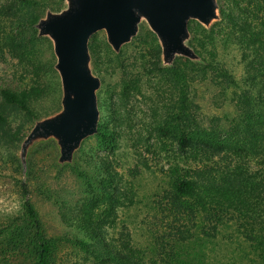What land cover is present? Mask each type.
<instances>
[{"label": "trees", "instance_id": "1", "mask_svg": "<svg viewBox=\"0 0 264 264\" xmlns=\"http://www.w3.org/2000/svg\"><path fill=\"white\" fill-rule=\"evenodd\" d=\"M216 4L218 20L208 27L193 20L187 23L188 42L198 60L180 55L164 65L152 30L135 38L146 46L140 55L141 71L128 69L138 63L127 67L121 50L116 54L121 71L118 92L105 105L115 125H97L101 148L113 150L120 137L116 129L132 127L128 108L135 96L144 95L143 75L150 84L145 89L152 87L157 95L170 96V103L151 105L147 134L139 131L129 137L145 144L147 151L159 143L165 146V141L177 149L178 160L169 168L168 186L156 205L161 227L167 226L150 230L152 242L147 247L136 245L129 229L118 228L119 210L136 203L135 185L127 184L108 156L99 153L83 160L79 154L69 168L80 182L82 195L73 203L58 202L59 219L69 233L47 232L34 203L25 198L27 184L21 183L23 214L0 225V264H64L62 251L67 244L83 253L82 263L75 260V264H203L201 248L197 251L195 244L204 246L200 240L213 238L222 227H234L256 256L255 262L264 264V0H217ZM66 7L67 0H0V61L7 54L22 63L36 56L40 42H51L48 36L38 35L39 23L48 13H61ZM221 25L225 31L218 28ZM218 30L237 45L243 63L244 86L233 93L234 128L240 132L234 137H222L216 129L199 124L189 98L195 81L215 79L208 74L210 68L222 72L226 87L234 84L217 59ZM100 43L95 37L88 44L96 63L101 62ZM102 43L110 48L106 40ZM48 63L58 92L52 110L43 108L51 92L46 81L39 83L38 74L30 86H0V141L11 144L20 139L24 122L15 130L9 126L14 112L32 122L61 107L63 87L54 55Z\"/></svg>", "mask_w": 264, "mask_h": 264}, {"label": "rangeland", "instance_id": "2", "mask_svg": "<svg viewBox=\"0 0 264 264\" xmlns=\"http://www.w3.org/2000/svg\"><path fill=\"white\" fill-rule=\"evenodd\" d=\"M214 3L213 9L206 19L193 16L188 19L187 23L193 20L208 27L212 22L218 20L217 0H214ZM76 9L75 0H67V7L64 11L48 13L42 19L38 25V35L48 36L51 42L46 40L40 42L36 46V56H33L31 60L22 63L7 54L6 58L0 61V86L10 88L30 86L33 85L38 74L40 76L39 83H42L43 80L46 81L51 92H49L46 102H43V108L48 110L54 108L51 101L58 92L54 89L55 77L48 62H51V57L54 55L56 58L55 67L58 70L57 55L51 32L44 31L42 24L49 19L72 13ZM222 25L218 28L225 31L226 28ZM148 30H152L159 39L162 48L161 60L164 65L171 64L172 60L180 55L198 60L194 48L188 42L190 33L187 30V25L183 37L184 50L175 52L167 51L165 39L154 31L145 15L144 17L138 16L134 34L118 49H115L109 42L106 29L94 32L90 36L88 44L95 37L98 42H101V62H94L87 46L88 59L82 66L98 82L95 89L98 107L95 130L81 137L68 152L63 150L61 136L43 131L46 125L56 124L71 115L64 100L67 96L74 97V94L69 95L63 83L61 107L51 111L48 116L30 122L23 120L24 116H19L14 112L11 115L9 126L15 130L20 122H24V128L20 133L19 140H14L11 144L0 141V225L9 218L23 214L21 183H25L28 190L25 198L34 203L47 232L50 235L69 233V229L59 219L58 202L64 199L73 203L82 195L80 182L71 172L69 166L73 164L79 154L83 160H86L91 155L100 153L112 160L115 170L123 176L127 184H129L128 182L133 183L137 192L136 203L119 210L118 228L126 227L132 233L136 245L147 247L152 242L150 230L158 228L162 231L167 226L164 224V227H161L162 215L156 211V205L162 197V191L168 186L169 168L175 162L177 149L170 141H165V146L159 143L153 150L147 151L145 144L134 143L129 137L139 131L147 134L148 123L152 116L151 105L159 104L161 107L162 104L170 103V96L167 94L157 95L152 87L145 89L150 84H146L147 78L143 75L144 95L135 96L128 108L131 110L129 114L132 119L131 129L123 126H121L122 128L118 127L119 131L116 129V132H120V137L113 150L101 148L96 134L99 122L107 127L115 125L110 121L105 105L114 100L118 92L121 71L118 69L119 66H116L118 62L116 54L121 50L123 53L121 59L127 67L132 63H138L135 67L130 66L128 69L133 72L141 71L143 65H140V62L143 59L140 55L144 53L146 46L135 38L138 34H145ZM223 31L220 34L218 30L216 34L217 59L227 70V73L233 76L234 84L226 87L223 83L222 72L216 68H210L211 73L208 74L215 79H211L209 76L206 79L195 81L190 88L189 98L194 105L199 124L203 127L216 129L222 137H234L239 136L240 132H236L234 128L233 120L237 109L234 105L233 93L239 92L240 87L244 86L242 82L243 63L237 45L231 40L226 41L223 38L225 36ZM103 40L107 41L110 48L104 47ZM218 80L223 82L219 83ZM215 160L210 163L211 166H214ZM219 161L227 163L222 159ZM253 165L257 164L254 162ZM200 242H205V245L201 247L195 245L197 251L201 248L203 264H257L256 256L246 247L244 239L234 227H222L213 238H203ZM62 252L64 264H75V260H78L77 263H82L83 253L73 251L68 244ZM85 264L92 263L86 262Z\"/></svg>", "mask_w": 264, "mask_h": 264}, {"label": "water", "instance_id": "3", "mask_svg": "<svg viewBox=\"0 0 264 264\" xmlns=\"http://www.w3.org/2000/svg\"><path fill=\"white\" fill-rule=\"evenodd\" d=\"M75 3L74 12L42 24L43 30L50 31L54 39L62 83L74 94L64 100L71 115L43 128L61 136L64 152L93 132L97 124L98 82L82 66L88 59V40L94 32L106 29L109 42L118 49L134 34L137 13H142L165 39L168 52L184 50L188 19L193 16L206 19L215 5L214 0H75Z\"/></svg>", "mask_w": 264, "mask_h": 264}, {"label": "bare ground", "instance_id": "4", "mask_svg": "<svg viewBox=\"0 0 264 264\" xmlns=\"http://www.w3.org/2000/svg\"><path fill=\"white\" fill-rule=\"evenodd\" d=\"M137 15L140 16V17H144V15L141 14V13H137ZM68 94H69V95H73V92H72L71 90H69V91H68Z\"/></svg>", "mask_w": 264, "mask_h": 264}]
</instances>
